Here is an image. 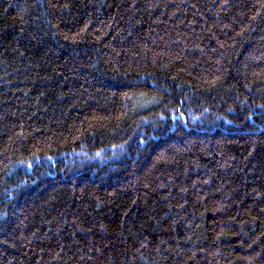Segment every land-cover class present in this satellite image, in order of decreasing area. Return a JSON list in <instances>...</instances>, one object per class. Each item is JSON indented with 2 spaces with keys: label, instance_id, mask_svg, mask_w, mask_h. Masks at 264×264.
<instances>
[{
  "label": "trees",
  "instance_id": "16d2710c",
  "mask_svg": "<svg viewBox=\"0 0 264 264\" xmlns=\"http://www.w3.org/2000/svg\"><path fill=\"white\" fill-rule=\"evenodd\" d=\"M0 264H264V0H0Z\"/></svg>",
  "mask_w": 264,
  "mask_h": 264
}]
</instances>
